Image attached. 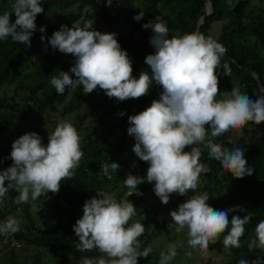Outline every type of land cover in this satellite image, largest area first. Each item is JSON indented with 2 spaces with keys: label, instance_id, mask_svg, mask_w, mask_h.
I'll use <instances>...</instances> for the list:
<instances>
[{
  "label": "clouds",
  "instance_id": "9594fccd",
  "mask_svg": "<svg viewBox=\"0 0 264 264\" xmlns=\"http://www.w3.org/2000/svg\"><path fill=\"white\" fill-rule=\"evenodd\" d=\"M105 4L110 6L112 1L107 4L105 0ZM83 11L94 15L89 7ZM43 12L42 0H15L11 12L0 14V40L10 36L13 42L30 47L31 37L37 30L36 17ZM12 13L16 16L14 22ZM144 15L140 11L133 18L139 21ZM93 22L82 16L73 21L72 27L62 24L48 39L53 49L75 58L70 72L76 79L65 71L52 77L50 83L57 94H64L66 87L83 85L86 94L99 87L109 98L124 101L148 95L153 83L163 89L159 100H153L151 106L129 117L131 126L127 131L136 141L132 150L149 165L146 177L129 173L123 180L130 190L129 196L142 195L138 186L145 180L154 182V193L165 205L171 194L195 192L200 175L211 172L210 167L200 162L204 148L209 150V159L220 162L233 177L242 179L253 174L254 168L247 166L243 147L229 150L213 142V138L243 128L249 122L264 123V95L253 100L238 88H232L224 92V99H217L220 90L216 70L226 53L223 45L200 32L169 37L166 22L156 16L142 25L153 33L149 43L155 52L145 57L151 74L142 71L137 79L132 74L131 59L116 39L117 34L94 30ZM39 31L45 33L46 26H41ZM41 39L44 41L45 36ZM224 74L228 76L227 72ZM119 115L123 116L124 112ZM189 146L191 150L185 151ZM11 149L12 165L0 170V203L10 189L19 193L17 203L34 202L49 192L58 193L61 182L71 179L84 156L81 136L68 121L56 126L47 145L42 143L39 134L29 132L16 139ZM119 167L118 163L111 162L103 164L102 171L108 175L109 169L117 172ZM97 194L99 198L85 201L83 215L73 225V230L79 237L76 245L79 251L98 250L102 255L82 257L79 264H138V257L147 258L153 248L149 246L141 251L139 239L145 225L129 224L136 215L135 205L130 200L118 201L114 194L103 191ZM209 199L207 192L193 195L170 211L177 231L188 230V245L192 248L207 250L226 231L223 245L240 247V238L252 212L243 218L233 215L229 221V213L247 210L237 205L218 211L209 206ZM17 210L22 211V208ZM17 210L4 222L0 221V234L11 236L21 230L25 220L23 212L16 213ZM15 214L22 215L21 222L14 218ZM255 233L249 249L264 250V220L258 223ZM7 248L10 247L0 251V257ZM176 255L177 246L169 245L160 253V264H169ZM239 264L248 262L240 260Z\"/></svg>",
  "mask_w": 264,
  "mask_h": 264
},
{
  "label": "trees",
  "instance_id": "16d2710c",
  "mask_svg": "<svg viewBox=\"0 0 264 264\" xmlns=\"http://www.w3.org/2000/svg\"><path fill=\"white\" fill-rule=\"evenodd\" d=\"M111 1L112 4L106 6L105 0H42L44 12L36 17L37 30L31 37L30 47L13 42L10 36L0 40V87L14 88L11 95L4 90L0 91V136L13 126L31 125L33 122L47 121L55 129L59 123L64 122L66 116L72 117V124L81 136L84 156L79 166L73 170L71 179L63 180L59 192L54 193V207L65 217L62 222L44 230L37 228L29 213L33 202L17 203L19 193L14 189H10L5 196L8 197V202L4 197L1 203L4 208L0 209V221L4 222L21 207L25 221L21 226L23 230L15 233L16 237L27 246L49 247L58 264L69 262V253L77 238L73 225L83 215L85 201L93 197L99 198L97 191L114 194L118 200L126 188L123 182L126 173L146 177L149 165L140 160L132 150L136 141L127 131L131 126L129 117L151 106L153 100H159L163 91L161 86L153 83L148 95L124 101L109 98L99 87L86 94L83 85L66 87L64 94H57L50 81L53 76L59 75V71L69 72L76 79L70 72L75 58L53 49L48 43V39L62 24L72 27L73 21L83 16L86 20H94V30L116 33L118 43L132 61V74L138 79L142 71L151 74L145 57L155 52L149 43L152 30L144 29L142 25L159 16L167 24L169 37L200 32L225 47L226 53L221 57L220 68L216 70L219 85L225 92L238 88L253 100L260 96L258 81L247 70L260 78L264 90V8L253 4L252 0H210L212 11L201 24L199 21L206 13V0ZM14 2L15 0H0V14L11 12ZM85 7L92 9L94 15H86L83 11ZM140 11L145 15L143 19L136 21L133 17ZM15 19L16 16L12 13L11 21L14 22ZM41 26H46L43 34L39 31ZM42 35L45 36L44 41L41 39ZM85 106L87 107L83 108ZM120 112H124V115L120 116ZM32 113L34 117L28 120ZM208 133L211 138L210 128ZM213 142L229 150L243 147L247 166L254 168L253 174L242 179L233 177L220 162L209 159V150L204 148L200 162L210 167L211 172L200 175L195 192L189 191L186 195L174 193L170 197L179 205L193 195L207 192L210 197L209 206L215 210H225L237 205L247 210L229 213V221L233 215L243 218L248 212H252V218L245 225L244 235L240 238V247L226 248L223 245L226 231L215 243L209 245L208 250L222 255L228 264H239L240 260H246L248 264H264V250L248 247L256 236V226L264 220V123L249 122L243 128L233 129L213 138ZM190 150L191 146L185 149ZM10 152L0 142V170L11 166ZM121 153H128L125 160H135V164L126 168L116 159ZM111 161L118 162L123 169L108 180L102 174V165ZM138 187L144 191L146 198L142 199L143 206L140 205V200L133 202L137 208V216L156 213L161 209L162 202L154 193V182L145 180ZM146 205L150 206V211ZM155 225L160 226L161 232L167 235L172 228L170 221L159 218ZM152 233L144 232L143 239L139 238L141 251L149 246H152L153 251L147 258L138 257V264H150L152 260L158 259L161 251H166L162 247L156 249L155 242H150L156 231L153 236ZM9 253L12 258L16 252L11 250ZM31 256V260L23 262H16L12 258L13 264L41 263L40 253Z\"/></svg>",
  "mask_w": 264,
  "mask_h": 264
},
{
  "label": "rangeland",
  "instance_id": "374dc122",
  "mask_svg": "<svg viewBox=\"0 0 264 264\" xmlns=\"http://www.w3.org/2000/svg\"><path fill=\"white\" fill-rule=\"evenodd\" d=\"M253 4L260 6L261 8H264V0H252ZM14 88L12 86L8 87H0V91L4 90L6 93L11 95ZM220 95H218L217 99H224V92L225 90L221 88L219 85ZM87 106L83 107L86 108ZM31 117H34V113L28 118V120H31ZM71 122L72 123V117L66 116L63 120ZM29 128V129H28ZM55 129L52 127V124L50 122L45 121L44 123L41 122H33L31 125H21L20 127L13 126L12 128H9L7 131H5L0 136V142L7 146L9 150L11 151L12 143L18 139L20 136L29 133V132H36L42 137V143L47 145L48 143V137L49 135L54 131ZM128 154V153H127ZM124 153L118 154L116 156V159L120 160L124 166L127 168V166H132L135 164V160H132L130 162L126 161V155ZM13 163V162H12ZM12 165V164H11ZM133 175V174H132ZM6 203L8 202V197H5L4 199ZM55 195L52 192H49L47 194L41 195L35 202L32 203V205L29 207V213L32 216V219L34 220V223L37 228L44 230L49 227L58 225L60 222H62L65 217L62 214H59L54 207L55 203ZM137 201V200H136ZM134 202V201H133ZM132 202V203H133ZM35 205V207L33 206ZM140 205L143 206V200H140ZM178 204L177 201L170 197L168 204L161 205V209H159L156 213H144L139 216L136 215L131 218L129 221V224L134 222H140L144 225L146 224V230L145 232L155 233V237L150 239V242H155L156 249L159 250V247H162L164 250H167V247L169 245H176L177 246V255L175 258H173L169 264H228L225 258L216 253L213 250H201L199 247L192 248L188 245V230L185 228L183 230L177 231V225L172 221L170 216V211L177 209ZM4 208L3 205L0 203V209ZM16 213H22L21 210H17ZM23 214V213H22ZM82 217V216H81ZM14 218L19 220L21 222L22 215L15 214ZM160 220H167L170 221V225H172V228L170 229L168 235L161 232V227L155 225L157 219ZM145 222V223H144ZM169 236V238H168ZM141 236L140 238H142ZM79 243V237L75 239L74 244L72 245L71 251L69 253V262L68 264H79V261L82 257H94L102 255L99 253L98 250H92V251H85L81 252L77 249L76 245ZM8 251V253H6ZM6 251H3L0 257V264H13L14 261L16 262H23L27 260H31V255L34 253H40L42 256V261L40 264H58V260L56 256L53 254L51 249L49 247H33V246H27L23 245L20 249H17L15 251V256L10 257L11 249L7 248ZM13 252V251H12ZM6 253V254H5ZM191 253V255H189ZM106 258V257H105ZM160 262V254L158 255L157 260H152L150 264H157Z\"/></svg>",
  "mask_w": 264,
  "mask_h": 264
},
{
  "label": "built area",
  "instance_id": "2783aa9c",
  "mask_svg": "<svg viewBox=\"0 0 264 264\" xmlns=\"http://www.w3.org/2000/svg\"><path fill=\"white\" fill-rule=\"evenodd\" d=\"M106 1H107V4L110 3V0H106ZM111 162H116V161H111ZM111 162H109L107 164L110 165ZM116 163H118V162H116ZM119 165H120V167H119L117 172H113L111 169H109L108 175H105L103 171H102V174L108 180L113 178L116 173L117 174L120 173L121 170L123 169L121 164H119ZM128 174L129 173L125 174V179H126ZM138 190L142 193V195L133 194V195L129 196V191L130 190L126 187L125 190L123 191L122 196L118 200L119 201L120 200H130L131 202L136 201V200H142V199L144 200L146 198V195H145L144 191L140 187H138ZM146 208H147L148 211L151 210L149 205H146ZM0 223H2V222H0ZM21 229L23 230V228H21ZM22 245H23V242L18 237H16L15 234H13L11 236H5V235L0 234V251L3 250L6 246H9L10 248H12L14 250H17V249L21 248Z\"/></svg>",
  "mask_w": 264,
  "mask_h": 264
},
{
  "label": "water",
  "instance_id": "95a60500",
  "mask_svg": "<svg viewBox=\"0 0 264 264\" xmlns=\"http://www.w3.org/2000/svg\"><path fill=\"white\" fill-rule=\"evenodd\" d=\"M211 11H212L211 2H210V0H206V13H205V16H203L200 19L199 24H201L204 21L205 17L207 15H209L211 13ZM247 72L250 73L258 81L259 88L261 90V95H263L264 90H263V85H262V82H261L260 78L254 72H252L250 70H247Z\"/></svg>",
  "mask_w": 264,
  "mask_h": 264
}]
</instances>
